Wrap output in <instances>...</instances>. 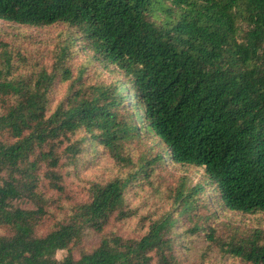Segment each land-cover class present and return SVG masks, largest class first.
<instances>
[{"label": "trees", "instance_id": "16d2710c", "mask_svg": "<svg viewBox=\"0 0 264 264\" xmlns=\"http://www.w3.org/2000/svg\"><path fill=\"white\" fill-rule=\"evenodd\" d=\"M0 20L69 29L50 65L0 30V264H180L195 237L264 264L262 230L240 236L215 224L225 211L264 213V0H0ZM79 43L122 75L95 84L82 82L83 69L72 75ZM58 83L66 92L53 107ZM151 137L158 152L126 157L132 173L92 183L88 200L38 234L42 164L61 192L62 165L77 167L97 146L124 160L126 143ZM167 160L202 167L201 180L182 182L141 236L104 234L74 257L86 231L132 216L128 183L152 186ZM23 198L36 208L16 205Z\"/></svg>", "mask_w": 264, "mask_h": 264}, {"label": "rangeland", "instance_id": "374dc122", "mask_svg": "<svg viewBox=\"0 0 264 264\" xmlns=\"http://www.w3.org/2000/svg\"><path fill=\"white\" fill-rule=\"evenodd\" d=\"M0 30L5 41L20 47L31 60L42 57L47 64L52 63L51 53L56 44L63 39L69 29L66 25L56 24L51 26L34 27L16 24L0 20ZM80 51L71 59L72 75H78L83 69L82 82L95 84L102 81H110L112 75H122L115 72V65L108 64L103 67L97 61L90 60V51ZM66 92V84L55 85L51 94V106L59 101ZM159 148L155 145L152 137L149 140L143 139L129 141L125 144L124 160L115 158L109 151L97 146L94 152L84 157L77 167L62 165L59 168L61 174V192L53 189L48 178L43 174L46 167L41 165L39 169L40 179L37 193L43 199L39 202L47 211L45 219L40 225L38 234L47 232L55 222L71 215L73 208L89 199V186L96 183H104L114 177H126L134 171V166L126 157L132 161L137 160L141 155L154 154ZM203 169L191 165H180L169 160L162 166L157 167L153 185L146 184L145 180L136 179L128 183L125 192L126 207L133 212L132 216L122 221L111 220L102 232L86 231L81 242L72 249L74 257H79L83 252H88L99 243L104 234L116 233L125 238H137L142 235L150 221L161 215L163 211L172 208V195L182 182L186 185L191 181L195 183L201 180ZM138 177V176H137ZM184 183V184H185ZM16 205L25 208H36L37 203L30 198H23L15 202ZM202 213H209L210 210L202 207ZM218 211L220 209L218 208ZM221 221L223 226L230 227L240 236L250 235L253 230L260 229L264 232V213H241L225 211L218 215L215 224ZM223 230V229H221ZM0 229V234L5 233ZM227 234V230L225 232ZM65 249L58 250L55 254L57 259L66 255ZM180 264H246L245 262L222 256V253L214 246L208 248L203 238L195 237L190 239V249L179 255Z\"/></svg>", "mask_w": 264, "mask_h": 264}]
</instances>
